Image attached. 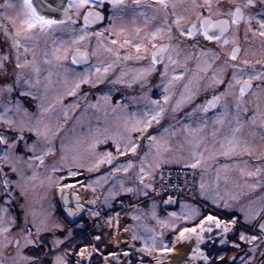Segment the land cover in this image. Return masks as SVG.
I'll return each instance as SVG.
<instances>
[{"label":"rangeland","instance_id":"1","mask_svg":"<svg viewBox=\"0 0 264 264\" xmlns=\"http://www.w3.org/2000/svg\"><path fill=\"white\" fill-rule=\"evenodd\" d=\"M8 2L12 3L11 1ZM5 10L12 15H14V10L16 13V9L5 8ZM128 16L126 15L123 18L116 17L115 24L113 23L114 26L111 25L114 33L119 31V27L128 28L131 26L132 21ZM65 32L69 33L70 37L65 34L64 40L71 45L72 31L71 29H66ZM80 33L83 34L85 32L80 30ZM52 35L57 37L55 32ZM101 41L103 44L108 45L107 41L109 40L103 34L99 39L91 38L90 40L87 39L86 35L84 40L78 41L76 44H90L92 49H97V45ZM40 43L41 47H44V41L41 40ZM47 47L51 50V40L48 41ZM246 49L249 48L247 47ZM261 49L258 44L256 46L257 56L261 57L264 55V50ZM95 56L96 59L91 65L79 69L69 66L66 60L59 62L64 67H60L57 63L44 64L43 60L38 57L41 66L40 84L36 85L33 83L31 88L23 85V83L21 84V90L31 91L35 94L34 97H20L19 91L14 93L13 104H15L17 98L20 99L23 107L30 114L25 115L23 111L15 113L14 110L17 125H19L20 121H23L25 125H33L36 119L42 116L43 124H47L53 129L59 128L57 136L52 140L54 151L45 157L43 166L36 167L39 161H33L31 162L33 167L30 168L28 163L21 162L17 167L23 171L22 179L5 168V172L11 180H19V186L13 185L14 190L12 188L8 189V191H12L11 199L6 196V190L2 187V181H0V206L8 208V212L4 217L5 223L10 222L9 217L16 218V225L10 229L7 235L13 241L20 239L21 254L27 257H39L45 251L44 246H41L40 249H35L32 245L25 246L20 229L23 228L25 232L29 230L25 226L26 217L29 225L35 222L46 226L50 230L41 233L48 249L52 248L55 239L64 241L59 246L58 251H52L46 258V264H51L56 255L65 256L66 261L68 260L67 264H77L78 261L80 264H104L105 255L109 253L118 254L122 251H127L129 264H162L164 258L162 254H159V250L163 247L161 240L163 239V242L171 248L175 237L183 228L196 227L205 216L212 214L218 217L222 225H226L227 220L231 221L236 218L237 223L229 231L230 234L234 231L235 233L229 237L230 234L226 235L224 233L223 226L217 229L214 221L211 223L205 221L203 239L198 243L199 250L207 257L216 254L217 251L218 260L230 257L229 259H232L230 262L252 264L260 246L264 242L262 235L258 234L260 232L264 235V230L260 229V224L264 223V213H261V216L254 220L246 221L245 214L241 211V208L243 207L249 211L258 209L261 200L257 198L264 197V187L252 190L247 187L245 181L251 182L255 178H242L236 169L225 172L222 166L245 160L250 165L264 164V126H262V121H264V115H262L264 114V102L257 104L254 101L255 99L264 101L263 87L257 86L254 91L244 96L238 110L236 107V96L239 94V88L235 86L223 102L227 105L226 108L223 107L212 114H204L197 110L193 117L189 119L186 113L192 112L197 105H202L205 99L203 94L211 90L207 85L212 74L203 75V72L198 71L197 61H195L193 73L175 82L177 90L170 107L168 108L167 104L160 102L165 108V112L162 114L159 124L155 122L152 124L153 128H156L155 130L158 132L151 135L159 136L164 128L169 129V132L164 135L168 140L170 151L162 153L164 162L161 166H184L186 163L194 162L191 158L192 145L188 143L191 138L184 133L183 125L192 123L195 126V120L200 118L207 120L208 127L200 133L203 139L197 149V151L203 153V159L201 166L195 169L197 172L196 200L181 197L176 201L174 207L164 208L161 204V198L150 197L152 187L144 188L138 179L140 159L145 153H148L145 168L149 174L145 177L144 183L153 184L154 176L158 170L153 160L155 149L147 139L148 135L144 134L141 136L139 132H129L125 127V121L131 120L132 113L137 112L138 109L147 103L144 97L145 94L148 97V91L141 93L136 91L124 92V88H134L138 83V81L132 82L138 66L136 62H133L132 65H125L121 60L118 62L119 65L112 68L107 76L100 79L99 82H97V76L92 75L89 77V82L80 83L79 87L76 88V84L83 79L86 72L91 71L94 73L92 66L99 60L114 59L110 54L103 52L102 49L97 50ZM21 59L23 60L24 57H21ZM28 59H31V55L28 56ZM217 65L220 64L216 61L214 67ZM49 72L51 73L50 78ZM122 72L126 73L123 77L124 83H113L121 76ZM194 74L201 77V79H193ZM190 79L192 81L190 87L196 92L192 102H197V104L193 106L195 103H183L176 111H173V106L180 100L181 93L184 91V85L189 83ZM163 82L166 83L167 79ZM130 84L131 86H129ZM74 88L76 89L74 94L69 95L68 93ZM105 96L110 97V99L105 100ZM250 101L252 103L248 104ZM117 102H119L121 107H117ZM124 104H127L128 107L124 108ZM248 105H255L257 108L253 107L252 111L249 110ZM45 108L49 110L43 112L42 109ZM220 112L225 113L224 124H213V118ZM238 112H242L240 116H238ZM169 114L174 118L172 123L163 120V117L165 118ZM254 114L256 115V122L252 123L251 118ZM43 124L41 127H43ZM238 124L240 131L236 135L249 143L253 150L252 154L234 157L218 155L220 141L225 135L230 134L231 130L237 127ZM214 130H217L215 136L212 135ZM8 131L5 126L0 125V132ZM173 132L176 134L171 135ZM16 134L11 133L13 136ZM23 134L28 138V143H32L37 139L34 133L27 130ZM114 139L120 143L121 151L124 150V145L130 140L137 143L136 154L129 152L126 155H120L116 149ZM106 153L112 154V163H103L99 167H94L96 161L101 159ZM27 155H30V153ZM27 155H25V161H27ZM129 160L132 161L133 167L128 172H124L123 167H127ZM53 165L58 168L55 172L52 171ZM148 165L152 166L149 167ZM116 167H120L121 170L114 171ZM69 169L74 171L76 175L69 176ZM218 169L220 170L219 180H217L216 176ZM226 175L229 177L227 181L224 179ZM79 176L81 178H75ZM71 177H74V179ZM76 181L83 182L80 194L81 202L83 203V201L87 200L89 203L88 209L82 214L93 218L97 214L95 211H90L89 208L97 207L98 209L101 205L108 208L110 205H114V203L116 205L120 201L125 206L117 212V216L115 215L113 220L112 214L108 217L110 221L112 220L109 226L99 225L96 229L94 228L97 231L96 233L92 230L88 231L89 226L85 227L83 233L78 234V237L74 240L72 238L76 235L74 227L81 225L75 220H69L61 211L62 205L58 201L57 189ZM202 181L206 185L204 195H201L200 189ZM121 182H123L125 188L131 187L135 191L132 193L124 192L121 189ZM115 198L116 200L120 198V201L116 202ZM213 200L217 202L213 203ZM250 202H252L251 206ZM229 211H232L235 215L224 214ZM153 212H155V216H153ZM171 213H175V215H170ZM219 213L226 217L225 221L221 220ZM185 216L193 218L185 219ZM133 217H138V219ZM112 222L117 226L118 232H121L127 226L130 228L131 240L127 245L123 246L118 243L116 236L112 232ZM161 222H164L163 225ZM56 225L58 227H54ZM209 227L212 229L210 233L207 231ZM253 228L256 229V232L251 230ZM102 229L103 231L100 233ZM197 231H199L198 227ZM31 232V238L36 239L35 228H32ZM69 232L71 233L70 235ZM107 232L111 236L107 235ZM241 233L247 238L251 236L257 237L256 240L243 246V252L240 250L238 242L235 241L240 239ZM81 235L87 237V242L78 245L76 250L71 251L77 245L76 243L81 238ZM153 235L157 237V246L149 251L146 248V243L148 247L151 246V241L148 238ZM66 237L67 239H65ZM224 238L225 242L223 241ZM227 243L230 246H227ZM235 245H238V247ZM81 249L85 250L83 257L79 255ZM261 255H259L254 264L258 263ZM0 260L4 261V264H29V262L19 260L14 243L7 247L0 246ZM199 262L206 264L202 260H196L191 264Z\"/></svg>","mask_w":264,"mask_h":264},{"label":"snow or ice","instance_id":"2","mask_svg":"<svg viewBox=\"0 0 264 264\" xmlns=\"http://www.w3.org/2000/svg\"><path fill=\"white\" fill-rule=\"evenodd\" d=\"M233 0H229L231 4ZM261 3H264V0H261ZM105 4H110L112 7V15L108 18L111 20L115 16L123 18L126 15H130L133 25L136 24L137 19L143 20V26L134 27L133 31L130 33L126 28L121 27L119 31L115 32L114 35L116 39L109 41L108 45H104L103 42H99L97 49H93V55L96 54L97 50L102 49L103 52L110 54L114 59L111 60H99L92 67L94 68V73L88 71L84 74L82 80L76 84V88L79 87L80 83L89 82V77L92 75L97 76V82L100 81L103 77L107 76L109 71L116 66L118 62L121 61V49H135L134 52H129L123 56L124 61L128 60H144L146 59V54H149L150 58L146 67H142L136 70V73L133 77L132 82L140 81L141 88L144 87L147 83V77L150 73L157 70V65H163V71L160 72L161 77L171 76V79H168L166 83L163 84L164 95L162 100L165 104L168 103L170 99V89L171 86L176 82L181 80L185 73L187 72L186 63L187 60L191 58V55L185 57L184 62L182 63L179 59L173 58L172 52L175 50L177 55H179L178 45L171 43L174 39V31L178 32L181 37H187L189 39L195 38L196 36H202L205 41L216 42L220 51H214L211 48L201 47V50L197 56V69L200 72L207 73L210 69L212 70V75L209 78L208 88L215 90L217 86L225 85L223 92H220L219 95H213L211 99L206 100L203 105H197L192 112L186 113V116L191 119L194 113L199 110L200 112L207 114L210 109L216 108L218 105L221 107H227L226 104L222 103V100L225 96L231 93V90L235 86H239V94L236 96V107L239 110L240 105L243 102V97L245 93L252 88V81L254 79H264V72H252L246 71L245 68L238 66L237 64H229V61H237L238 53L240 48L238 46L232 47L231 51L227 53V59L223 61L222 65H217L214 67L216 61L221 59L222 49L226 47L229 43L236 44V36L234 34V26H238L241 21L248 25L247 31H252V21H255L258 25V32H254L253 35H259L264 38V13L258 14H245L244 9H251L254 7V0H245L241 5L236 3L234 7L229 8L227 15L231 19H212V15H223L224 13L221 10L219 0L214 5L212 0H203V3H197L196 0H192V3L185 8V13L189 15L180 14L176 11L178 4L175 0H154V4L142 5L141 0H133L134 7L129 8L125 4V0H68L69 8H83L86 5L90 6L89 11L84 13V25L86 29L90 24L95 23L96 21L104 19V15L101 12L94 11L95 7H103ZM171 6L173 9L171 15L173 19L171 23L168 22L167 9ZM6 9H16L15 15H5L4 18L9 21L11 24V30L6 25H0V29L3 30L4 35L10 41L11 51L8 53L0 54V70L5 68V62H11L14 56L15 68L18 69L15 73V79L9 80L7 76H4L0 79V125L5 126L9 131L0 132V181H2V187L6 190V196L8 199H11L12 191L8 189L13 188V185L19 186V180L13 181L10 179L9 175L5 172V168L9 169L11 173L16 174L17 177L23 178V171L17 167L21 162L28 163V167H33L31 162L39 161V164L36 167L44 165L45 157L53 153L54 149L52 146V140L57 136L59 128L53 129L47 124H43V117H38L35 124L25 125L23 121H20L17 125V121L14 116L15 113L23 111L25 115H30L26 108L23 107V103L20 99H16L15 104H13L14 93L19 91L20 97L32 96L34 93L31 91L21 90V84L27 85L29 88L33 86V83L36 85L40 84V73L41 66L38 60V57L43 60L44 64H53L57 63L60 67H64L63 64H59L60 61L67 60V52L71 45L76 44L78 41L85 39L86 35L89 33H79L73 32V39L71 40V45L67 41L63 40L60 37H54L52 34L58 29L61 25H64L68 20V8L64 7L63 0H20L17 3L7 2L2 6ZM145 9H151L152 15H148V12ZM63 12L64 19L55 18L57 12ZM163 11L164 20L163 22L156 24L154 27V21L157 19V16L160 12ZM204 12H208L209 15H204ZM194 13L196 16L195 20L190 21L187 27H185V22L190 19V14ZM0 15H4L0 11ZM233 33L232 39L229 40V33ZM94 35L100 37L102 33L97 32ZM167 38L170 43L168 44H158L157 40H162ZM41 40L44 41V47H41ZM51 40V50L48 49V41ZM186 42V41H185ZM264 46V41L261 42ZM198 44H193L192 47H198ZM31 55V59H28V56ZM21 57H24L22 60ZM87 59V53L81 52L79 50L72 51L71 63L77 64L80 60ZM251 62L249 60L241 61V64L247 66ZM256 63H261V61H256ZM171 66V68H170ZM232 68L231 79L225 80L224 73L227 68ZM183 71H179V69ZM126 73H121V76L118 77L113 83H124L123 77ZM51 73L49 72V78ZM247 76L246 79L243 77ZM193 79L199 80L201 77L196 74L193 75ZM191 79L189 83L184 85V91L181 93L180 100L177 101V104L173 106V111H176L179 106L183 103H190L194 100L196 92L190 87ZM131 86V84L129 85ZM75 88L72 89L68 94L73 95ZM110 97L105 96V100H109ZM144 99L147 101L138 109L137 112H133L131 120L125 121V127L129 132H139L141 136L147 133L148 129L152 127L153 122L156 124L160 123L162 114L165 112V108L161 105L159 100H152L147 97L145 94ZM150 105V106H149ZM95 107V106H94ZM117 107H121L119 102H117ZM124 108H127L128 105L124 104ZM49 109H42L43 112H47ZM115 110V109H114ZM264 115V114H262ZM224 112L218 113L213 118V124L223 125L224 124ZM238 119V116H237ZM251 122H256V115L254 114L251 118ZM179 123V122H178ZM43 124V127L41 125ZM262 126H264V121H262ZM208 127L207 120L197 118L195 120V126L192 123L184 124L183 131L191 139L188 140V143L192 145L191 158L194 162L186 163L184 166L186 168L196 169L198 166H201V161L203 159V153L197 151L200 147L203 137L200 135L204 129ZM34 133L37 137L32 143H28V138L23 134L24 131ZM216 131L212 132V135H216ZM240 131V126L233 128L230 134L225 135L220 141V150L218 155L224 157H234L239 155H251L252 147L249 143L241 138H239L236 133ZM169 129L164 128L163 132L159 136L149 134L147 139L151 142L152 147L155 149L153 154V160L155 161V167L159 168L164 162L162 160V153L169 152L168 140L165 137V133H168ZM11 133H17L16 135H11ZM173 132L171 135H175ZM114 143L117 151L120 155H126L127 153L136 154L137 152V143L132 142L131 140L124 145V150L121 151L120 143L114 139ZM22 146V150H21ZM30 153V155H27ZM25 155H27V161H25ZM215 155V153H214ZM148 153H145L140 159V168L138 179L144 188H151L152 185L144 183L145 177L148 176V172L145 168V161L147 159ZM63 159V157H62ZM113 157L111 153H106L104 156L97 160L94 167H99L103 163L111 164ZM151 167L152 165H148ZM133 167L131 160L127 162V167H123L124 172H128L130 168ZM225 172L232 169L239 171L240 177H249L255 178L251 182L245 181L248 188L255 190L257 188L264 187V164L261 165H250L248 161L236 162L231 165L225 164L222 166ZM58 168L56 165L52 166V171H57ZM120 167L114 168V171H120ZM69 176H74L76 173L69 169ZM217 180L220 179V170H217ZM34 178V177H33ZM224 179L227 181L229 177L226 175ZM206 185L202 181L200 183L201 195H204V189ZM121 189L124 192L132 193L135 191L131 187H124L123 182H121ZM146 195V193H145ZM218 195V194H217ZM258 200H261L260 206L255 211H249L245 208H241V211L245 214V220H254L257 217L261 216V213H264V197H258ZM7 202V201H6ZM171 202V197L168 200H165L164 203L168 204ZM216 200H213V203H216ZM67 201H65V204ZM250 202V206H251ZM227 206V205H225ZM79 204L77 209H79ZM68 215L71 216L74 213L71 209H67ZM8 212V208L0 206V246L7 247L8 245L15 244L17 249V256L19 260L29 262V264H46V258L50 255L52 251H58L60 245L64 243L63 240L55 239L52 244V248L48 249L44 238L41 236V233L50 231L46 226L37 224L33 222L32 224L27 223V218L25 217V226L29 229L27 232L23 228L20 229V234L23 236L25 241V246L32 245L35 249H40L41 246H44L45 251L39 257H27L21 254V243L20 239H13L7 235L16 225V218L9 217L10 222L5 223V214ZM170 215H175L171 213ZM155 216V212H153ZM138 219V217H133ZM193 217L185 216V219H190ZM205 221L209 223L215 222L216 228L220 229L223 226L224 233L229 232L227 225H222V222L212 214H209L200 221L199 225L193 228L185 227L179 232L178 240L185 241L191 238V235L194 234L197 237V241L203 239L202 234L205 232ZM162 225L164 222H161ZM231 223L236 224L237 220L233 219ZM58 227V225L54 226ZM197 227L199 231H197ZM35 228L36 230V239H32L31 229ZM260 229L264 230V223L260 224ZM207 231L210 233L212 229L209 227ZM71 233L69 232V235ZM135 238V237H134ZM67 239V237L65 238ZM151 241V246L148 247L146 243L147 250L151 251L152 248L157 246V237L155 235L148 238ZM241 240L247 239L249 243L256 240V236H251L250 238L245 237L243 233L240 235ZM163 247L161 251L170 253L173 251L172 248L168 247L166 243L161 240ZM238 247V245H235ZM79 255L83 257L85 255V250L81 249ZM203 256L206 264H209L208 259L204 256L203 253H200L199 248L193 249L192 259H195L196 256ZM0 264H4V261L0 260ZM51 264H67L65 256L56 255ZM77 264H80L78 261Z\"/></svg>","mask_w":264,"mask_h":264},{"label":"flooded vegetation","instance_id":"3","mask_svg":"<svg viewBox=\"0 0 264 264\" xmlns=\"http://www.w3.org/2000/svg\"><path fill=\"white\" fill-rule=\"evenodd\" d=\"M11 1L12 3H19L20 0H7ZM175 2L178 4V7L176 8V11L180 14H184V15H189L188 13H185V8L188 7L191 3L192 0H175ZM197 3H203V0H196ZM245 2V0H233V2L230 4L229 0H219L220 3V7L222 12L224 13L223 15H212V19L216 20V19H231V17L229 15H227V12L229 10V8H232L235 6L236 3L239 4H243ZM6 3V0H0V11H2L4 13V15H0V25H6L9 30H11V24L9 23V21H7L4 16L8 15V13L6 12L5 8H3L2 6ZM64 3V7L68 8V16H69V20L64 24L61 25L58 29H56L55 33L57 35V37L63 38V40L65 39V34L68 35V37H70V34L65 32L66 29H71V33L73 32H79L80 30H83L86 33H89V35H87V39L90 40L91 38H100L97 37L96 35H94L97 32L102 33L105 37L108 38L109 41H111L112 39H116L117 37L114 35V31L111 28V25L114 26L115 24V19L118 16H115L113 19H109L108 17L110 15H112V7L110 4H105L103 7H95L94 11H98L101 12L104 15V19L96 21L93 24H90L86 29L83 27L84 25V13H86L87 11H89L90 6L86 5L83 8L77 9V8H69L68 7V0H63ZM142 5H146V4H154V0H141ZM212 3L215 5L217 3V0H212ZM125 4L131 8L134 7L135 5H133V0H125ZM148 12V15H152V10L151 9H145ZM173 9L171 8V6H169V8L167 9V19L168 22L171 23V20L173 19L171 13H172ZM245 14H258V13H264V3H261V0H254V7L251 9H244ZM15 15V10L14 13ZM9 15H12L11 13H9ZM204 15H209L208 12H204ZM129 19L131 20L130 15L128 16ZM55 18L57 19H64V15L63 12H57L55 14ZM164 14L163 11L160 12V14L157 16V19L154 21L153 25H150V27H154L156 24H159L161 22H163L164 20ZM196 16L194 13L190 14V19L188 21L185 22V27L188 26V24L190 23V21L195 20ZM132 21V20H131ZM114 23V24H113ZM131 26L126 28L130 33L133 31L134 27L143 26V20L142 19H137L136 24L133 25L130 24ZM252 31H247L248 25L245 24L243 21H241V23L238 26H234V34L236 36V44H232L229 43L226 47H224L222 49V54H221V59L217 61L218 64L222 65L223 61L225 59H227V53H229L232 49V47L234 46H238L240 48L238 55V60L237 61H229V64H237L238 66L245 68L246 71L248 72H252L253 74H255L256 72H264V55L263 56H257V50H256V46L259 44L260 48H262L264 50V46H262V41H264V38L260 37L258 34L257 35H253L254 32H258V25L256 24L255 21H252ZM121 28V27H119ZM70 32V31H69ZM174 35V39L173 41H171V43H173L174 45H178V50H179V55H177V52L174 50L172 52L173 58L175 59H179L182 63L185 60V57L188 56L189 54L191 55V58L187 60L186 63V67H187V72L185 73V77L191 75L193 73V64L195 61H197V56L201 50V47H207V48H211L214 51H220V48L218 47V45L216 44V42H208L205 41L203 39L202 36H196L195 38L189 39L187 37H181L179 35L178 32L173 33ZM233 33H229V40L232 39ZM73 37V36H72ZM67 38V37H66ZM70 39V38H68ZM73 39V38H72ZM109 41H107V43H109ZM186 41V42H185ZM158 44H168L170 43V41L165 38L162 40H157L156 41ZM258 43V44H257ZM193 44H198V47H192ZM105 45V44H104ZM249 49H246V48ZM261 49V50H262ZM75 50H83L84 52L87 53V59L84 60L85 62H80L77 64H72L71 63V58H72V51ZM10 41L9 39L4 35L3 30L0 29V54H4V53H8L10 52ZM135 49H121V60L123 61V64H128V65H132L133 62H136V65L139 68L142 67H146L148 62H149V58H150V51L151 48L149 47V54H146V59L144 60H128V61H124L123 60V56L125 54H128L129 52H134ZM67 62L69 64V66L73 67V68H83V67H87L89 65H91V63H93V61H95L96 56L93 55V49H92V45L90 44H86V45H80V44H75L72 47L69 48L68 52H67ZM249 60L251 63L247 66L241 64V61L243 60ZM261 61V63H256V61ZM116 65H119V63H117ZM171 68V66H170ZM19 71L18 69L15 68V63H14V57L12 58L11 62H5V68L0 70V79H2L4 76H7V78L9 80H14L15 78V73ZM163 71V65H157V70L155 72H152L149 74V76L147 77V83H145L144 87L141 88L140 84L141 82L138 81V83L134 86V88H124V92H130V91H136L137 93H141V92H146L148 91V97L152 100H159L160 102H164L162 100L163 95L165 94L163 91V84H164V80L165 79H171V76L168 77H161L160 72ZM179 71H183V69H179ZM204 73V72H203ZM231 73H232V68L229 67L226 69L225 73H224V78L225 80H229L231 79ZM199 74V73H197ZM202 74V73H201ZM212 74V70L210 69L207 73H204L203 75H211ZM151 76V77H150ZM244 79L247 78V76L243 77ZM263 87V93H264V79H254L252 81V88L245 93V96L250 94L252 91H254L256 89V87ZM226 87L225 85H221V86H217V88L215 90L211 89L210 91H208V93L203 94V96H205L204 102L203 104L206 102V100L211 99V97L213 95H219L220 92L224 91V88ZM239 88V86H238ZM176 85L175 83L171 86L170 92V99L167 103L166 106H168V108L170 107L172 101H173V96L176 94ZM226 96L223 98L222 103L225 101ZM255 103L260 104L263 103L264 101L262 99H255L254 100ZM195 103V104H193ZM251 104L252 101L248 102V104ZM190 104L196 105L197 102H191ZM202 104V105H203ZM234 106V105H232ZM249 106V110L253 111V107L257 108V106L255 105H248ZM259 107V106H258ZM167 108V109H168ZM220 105H218L216 108L210 109L209 112L207 114H212L215 113L218 110H221ZM242 112H238V116H240ZM163 120H165V122L168 123H172L174 121V118L170 116V114L164 118ZM156 128L150 127L147 131V133H145L146 135L152 134V133H156L158 132L157 130H155Z\"/></svg>","mask_w":264,"mask_h":264},{"label":"built area","instance_id":"4","mask_svg":"<svg viewBox=\"0 0 264 264\" xmlns=\"http://www.w3.org/2000/svg\"><path fill=\"white\" fill-rule=\"evenodd\" d=\"M71 184H73L74 187H76V189L70 190V194L73 193L74 191L79 193V203L81 205V214H82L85 212V210L88 209L87 206L89 205L87 200L83 201V203L80 200L81 199L80 194H81L83 182L82 181H76L74 183L67 184L66 185L67 189L72 187ZM196 186H197V172L195 169L186 168L185 166L163 165V166H160L158 168V170L154 176V180H153V184H152V191H151L150 197L161 198L162 206L164 208H171V207L175 206L176 201L181 197H185V198H188L191 200H196ZM70 194H68V195H70ZM169 197H171V202L168 204H165L164 201L168 200ZM124 206L125 205L120 201L115 205L114 208H108L107 209L102 205L100 206V208L98 207V209H97V207L89 208L90 211H95L97 215H95V217L92 218V223H91V226L88 228V231L93 230L94 228L96 229V227H98L99 225L109 226V224L113 220V217H115L117 212H119L120 209H123ZM68 207L71 210L73 209L72 206H68ZM111 214H112V220L110 221V219L108 217H110ZM218 215L221 216L222 221H225L224 219H226V217H223L221 215V213H219ZM234 219H236V218H234ZM228 221H230V220H227V222L225 224L228 226L229 231H230V230H232V228L235 224L231 223V221L230 222H228ZM112 225H113L112 232L116 236V234L118 233L117 226L115 225L114 222H112ZM251 230L253 232H256L255 228H253ZM228 234H230V232L226 233V235H228ZM258 234L262 235V238L264 239L263 234H261L260 232ZM224 240H225V238L223 239V241ZM260 254H262V255H261V258L257 264H264V242L260 246V248L257 252V255L254 258V261L252 264L255 263L256 259H258ZM204 256H206V255L204 254ZM213 257H214V255L207 257L208 262H211L213 260ZM200 260H202L203 263H206L203 256Z\"/></svg>","mask_w":264,"mask_h":264},{"label":"bare ground","instance_id":"5","mask_svg":"<svg viewBox=\"0 0 264 264\" xmlns=\"http://www.w3.org/2000/svg\"><path fill=\"white\" fill-rule=\"evenodd\" d=\"M72 187L67 189L66 185L58 187V198L59 201L62 204V197L64 194H70V190H75L76 187H74L73 184H71ZM69 191V192H68ZM86 203V202H85ZM178 235L175 237L171 248L173 249L172 252L166 253L161 250H159V254H162L163 263L162 264H191L196 260H200L202 256H196L195 259H192V254H193V249L198 247V241L197 237L192 234L191 238L185 241H180L178 240ZM117 241L120 245H127L130 240H131V232L130 228L127 226L121 232H118L116 234ZM200 253H202L201 250H199ZM105 262L108 264H129V259H128V253L127 251H122L119 252L118 254H107L104 257Z\"/></svg>","mask_w":264,"mask_h":264},{"label":"trees","instance_id":"6","mask_svg":"<svg viewBox=\"0 0 264 264\" xmlns=\"http://www.w3.org/2000/svg\"><path fill=\"white\" fill-rule=\"evenodd\" d=\"M72 179H74V177H71ZM76 179H78V178H81L80 176L79 177H75ZM151 194V193H150ZM117 199H119V200H116V198H115V201L116 202H118V201H120V198H117ZM115 207V203H114V205H110L108 208H114ZM107 208V209H108ZM224 214H227V215H235V213H233L232 211H229V212H225ZM90 218V219H89ZM76 222H78L81 226H78V227H74V231H75V234L76 235H74L72 238H74V240L78 237V234H82L83 233V230L85 229V227H90L91 226V223H92V218L90 217V216H87L86 214H81V216L79 217V218H77L76 220H75ZM90 224V225H89ZM92 231H94V233H96L97 231H95L94 229L92 230ZM101 231H103V229L102 230H100V233H101ZM234 233H235V231L234 232H232L230 235H229V237L230 236H233L234 235ZM107 235H109V236H111L110 235V233L109 232H107ZM228 237V238H229ZM228 240V239H227ZM236 242H238V244L240 245V250L243 252V246L245 245V244H247L248 243V240L247 239H245V240H241V239H238V240H235ZM85 242H87V237L85 236V235H81V238L78 240V242L76 243L77 245H75V247L71 250V251H73V250H76L77 249V246L78 245H80V244H83V243H85ZM227 246H230L228 243H227ZM242 248V249H241ZM242 254V253H241ZM230 258V257H229ZM228 257H225L224 259H222V260H218L217 259V251H216V254H214V257H213V260L211 261V263L210 264H237V262H235V261H232V262H230L232 259H229ZM236 260V259H235ZM68 261V260H67ZM195 264H202L201 262H199V263H195Z\"/></svg>","mask_w":264,"mask_h":264},{"label":"water","instance_id":"7","mask_svg":"<svg viewBox=\"0 0 264 264\" xmlns=\"http://www.w3.org/2000/svg\"><path fill=\"white\" fill-rule=\"evenodd\" d=\"M81 52H84L83 50H79ZM81 62H85L83 59H81ZM59 201V198H58ZM62 201V207H61V211L65 214V216L69 219V220H76L77 218H79L81 216V205L79 203V193L78 192H73L70 195L68 194H64V196L61 199ZM65 201H67V203L65 204ZM60 202V201H59ZM79 204V209H77V205ZM68 206H72V212L74 213L73 215L69 216L68 215V211L67 209H69ZM104 264H108L107 262H104Z\"/></svg>","mask_w":264,"mask_h":264}]
</instances>
